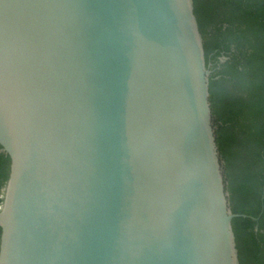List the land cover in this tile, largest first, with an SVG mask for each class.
<instances>
[{"label":"water","instance_id":"water-1","mask_svg":"<svg viewBox=\"0 0 264 264\" xmlns=\"http://www.w3.org/2000/svg\"><path fill=\"white\" fill-rule=\"evenodd\" d=\"M209 65L193 0H0V264H240Z\"/></svg>","mask_w":264,"mask_h":264},{"label":"trees","instance_id":"trees-1","mask_svg":"<svg viewBox=\"0 0 264 264\" xmlns=\"http://www.w3.org/2000/svg\"><path fill=\"white\" fill-rule=\"evenodd\" d=\"M216 138L234 193L240 264H264V0H193ZM221 56H225L221 59ZM0 150V203L9 172Z\"/></svg>","mask_w":264,"mask_h":264}]
</instances>
